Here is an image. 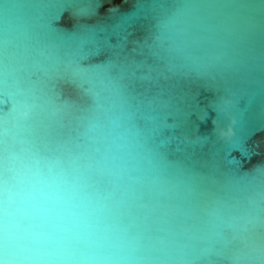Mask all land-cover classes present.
Returning a JSON list of instances; mask_svg holds the SVG:
<instances>
[{
	"label": "clouds",
	"instance_id": "clouds-1",
	"mask_svg": "<svg viewBox=\"0 0 264 264\" xmlns=\"http://www.w3.org/2000/svg\"><path fill=\"white\" fill-rule=\"evenodd\" d=\"M55 7L6 3L0 21V85L33 101L12 103V118L0 122L14 129L0 140V264H190L225 238L222 230L253 224L224 200L198 209L203 219L182 206L191 191L164 173L124 77L92 68L105 61L76 63L71 51L34 46L21 10ZM162 7L153 40L169 72L204 78L247 67L232 44L234 18L216 11L246 6L173 0ZM41 61L53 68L38 72ZM44 80L81 93L73 137L55 146L41 142V125L63 121L68 106L63 97L39 102L47 96L38 88ZM231 125L222 139L234 138ZM249 255L260 257L264 248Z\"/></svg>",
	"mask_w": 264,
	"mask_h": 264
},
{
	"label": "water",
	"instance_id": "water-1",
	"mask_svg": "<svg viewBox=\"0 0 264 264\" xmlns=\"http://www.w3.org/2000/svg\"><path fill=\"white\" fill-rule=\"evenodd\" d=\"M172 2L0 0V21L6 3L57 5L21 10L32 24L34 46L71 51L76 63L98 57L106 63L92 68H109L124 77L164 173L192 193L181 203L193 216L203 219L198 209L219 199L238 209L235 214L247 213L254 220L246 230H222L225 238L207 245L212 251L199 253L190 264H264V255H249L254 246L264 248V0H199L246 6L216 11L234 18L238 36L232 44L247 67L204 78L169 72V62L154 44L157 21L166 11L162 6ZM52 68L43 64L37 71ZM38 88L47 93L40 103L63 97L68 106L63 121L51 118L41 125V142L70 141L71 112L81 93L47 80ZM16 101L33 102L27 95L6 94L0 85V122L12 118L9 106ZM230 125L235 136L227 141L221 132ZM13 133L10 125L0 123V140Z\"/></svg>",
	"mask_w": 264,
	"mask_h": 264
},
{
	"label": "trees",
	"instance_id": "trees-1",
	"mask_svg": "<svg viewBox=\"0 0 264 264\" xmlns=\"http://www.w3.org/2000/svg\"><path fill=\"white\" fill-rule=\"evenodd\" d=\"M120 0H117V2H119Z\"/></svg>",
	"mask_w": 264,
	"mask_h": 264
}]
</instances>
